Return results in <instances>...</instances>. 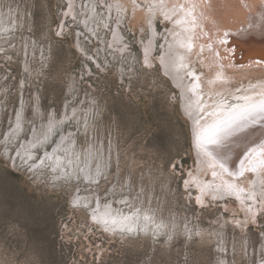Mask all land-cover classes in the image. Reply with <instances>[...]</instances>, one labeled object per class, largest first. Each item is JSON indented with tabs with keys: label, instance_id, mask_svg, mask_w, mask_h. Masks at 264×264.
<instances>
[{
	"label": "rangeland",
	"instance_id": "374dc122",
	"mask_svg": "<svg viewBox=\"0 0 264 264\" xmlns=\"http://www.w3.org/2000/svg\"><path fill=\"white\" fill-rule=\"evenodd\" d=\"M245 1L213 0L231 4L217 26L233 25L222 32L238 88L264 83V0ZM121 6L0 0V264H264V203L245 215L228 197L201 202L188 180L185 93L157 60L169 22L154 19L145 61L144 10ZM98 205L115 224L93 217Z\"/></svg>",
	"mask_w": 264,
	"mask_h": 264
},
{
	"label": "bare ground",
	"instance_id": "6f19581e",
	"mask_svg": "<svg viewBox=\"0 0 264 264\" xmlns=\"http://www.w3.org/2000/svg\"><path fill=\"white\" fill-rule=\"evenodd\" d=\"M115 2L119 8H123L122 0ZM244 3L248 4L249 8L256 7V0H247ZM131 7L144 10L146 27L151 33L150 40L144 44L145 61L152 60L156 37L154 19L160 16L170 24L163 34L162 52L157 60L165 73L175 83H179L185 93L182 106L185 115L192 122L193 143L198 158V168L189 175L188 180L197 186L198 200L205 202L206 196L216 199L228 197L237 202L245 215H253L264 203V183L259 176L264 170V143L259 144V136L262 135L264 138V115H258L255 122L249 120L248 125L242 129L229 132L227 128L243 109L264 103V83L258 80L245 86L242 82L241 88H238L240 84L238 87L232 84V81L240 78L229 73L236 65L233 66L226 61L224 53L230 49L227 39L229 37L231 42L232 35L228 32L229 30L232 32L233 25L230 29L226 26L228 32L224 26L221 29L217 26L218 22L226 21L227 24H231L229 19L224 21L219 15L228 11L231 4L217 5L213 0H131ZM260 14L264 16L261 12ZM262 16L257 17L263 18ZM255 19L257 20L256 17ZM240 22L238 21L243 26L241 35L245 37L255 33V30L246 29L247 24L242 20ZM233 42L236 43V40L233 39L231 43ZM225 49L227 51H224ZM234 49L232 51H235ZM232 55L231 57L234 56ZM233 60L235 61V58ZM230 97L238 102L227 103ZM217 126L222 131L213 135ZM206 129L208 131H205ZM39 139L42 138L37 135V138L32 139L30 143L25 142L24 145L34 146ZM63 139L64 137L58 140L55 148L60 147ZM213 140L214 143L210 142ZM241 172L245 173V177L248 176L246 180L238 179ZM254 176H257L255 180L252 178ZM98 206V213L93 212V217L101 222L115 224L116 217L112 212V206Z\"/></svg>",
	"mask_w": 264,
	"mask_h": 264
},
{
	"label": "snow or ice",
	"instance_id": "6c2138e0",
	"mask_svg": "<svg viewBox=\"0 0 264 264\" xmlns=\"http://www.w3.org/2000/svg\"><path fill=\"white\" fill-rule=\"evenodd\" d=\"M258 115H264V103L259 105H250L248 108L243 109L241 114L238 117L233 118L232 125L228 126L227 131L231 132L235 129H242L248 125L249 120L255 122V119ZM205 131H208L207 129ZM222 131L218 126L215 128V131L212 133L215 135L216 133ZM210 142H215L210 141ZM240 175H243L241 172ZM128 231H132V229H128Z\"/></svg>",
	"mask_w": 264,
	"mask_h": 264
}]
</instances>
